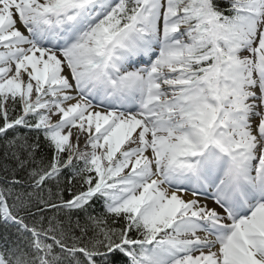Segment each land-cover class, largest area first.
<instances>
[{
  "label": "snow or ice",
  "instance_id": "obj_1",
  "mask_svg": "<svg viewBox=\"0 0 264 264\" xmlns=\"http://www.w3.org/2000/svg\"><path fill=\"white\" fill-rule=\"evenodd\" d=\"M0 264H264V0H0Z\"/></svg>",
  "mask_w": 264,
  "mask_h": 264
}]
</instances>
